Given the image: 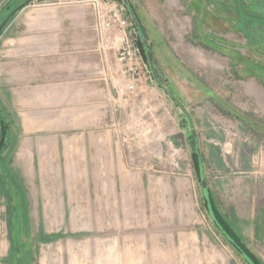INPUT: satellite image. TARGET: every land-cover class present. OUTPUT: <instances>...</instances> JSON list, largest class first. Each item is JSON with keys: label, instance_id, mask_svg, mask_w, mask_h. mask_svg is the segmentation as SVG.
<instances>
[{"label": "rangeland", "instance_id": "obj_1", "mask_svg": "<svg viewBox=\"0 0 264 264\" xmlns=\"http://www.w3.org/2000/svg\"><path fill=\"white\" fill-rule=\"evenodd\" d=\"M48 1L85 5L105 33L107 56L120 64L119 93L103 101L91 133L112 144L96 147L98 163L80 166V180L67 179L59 165L42 175V192L4 190L0 264H248L205 205L183 111L157 85L143 51L137 66L119 60L128 30L102 24L99 12L107 17L111 8L98 7L101 0L26 7ZM128 1L142 28L139 45L144 36L158 73L193 119L210 193L264 262V0ZM18 135L11 131V141ZM73 183L79 196L70 212L60 200Z\"/></svg>", "mask_w": 264, "mask_h": 264}, {"label": "crops", "instance_id": "obj_2", "mask_svg": "<svg viewBox=\"0 0 264 264\" xmlns=\"http://www.w3.org/2000/svg\"><path fill=\"white\" fill-rule=\"evenodd\" d=\"M11 1L0 0V15ZM85 7L49 1L26 7L0 34V108L11 131L20 132L0 155V195L25 185L42 192V175L59 172V165L65 166L67 179L80 180L82 165L98 163L96 147L112 144L91 133L99 130L103 101L119 93L115 72L120 64L107 56L105 33L94 27ZM90 154L93 159H86ZM78 186L64 188L63 210H77Z\"/></svg>", "mask_w": 264, "mask_h": 264}, {"label": "trees", "instance_id": "obj_3", "mask_svg": "<svg viewBox=\"0 0 264 264\" xmlns=\"http://www.w3.org/2000/svg\"><path fill=\"white\" fill-rule=\"evenodd\" d=\"M23 1L24 0H19V2L16 3L14 6L12 4H9L6 10L7 13L3 14L0 17V23L16 6H18ZM15 16L16 14L11 18V20H13ZM11 20L6 25H8L11 22ZM5 27L0 31V34L3 32ZM140 45H141V48H142V51L145 57L147 58L146 47L144 43L140 42ZM159 76L164 81V83H166L165 79L161 76V74H159ZM11 140H12L11 139V123L9 121V116L6 111L0 108V155L3 153L4 150H7L10 147ZM194 157H195L197 169L200 172V166H199L198 156L196 153V148L194 152ZM204 197H205V201H204L205 205L209 209L210 215L212 217V220L216 228L226 237L227 241H229V243L232 246H234L238 250L239 253H241V255L245 258L248 264H264L263 260L256 253H254V251L249 247L247 242L243 240L239 232L236 230L234 224L231 221H229L225 215L221 213V211L219 210L214 200V197L212 196V193H210L209 191V188H208L207 195L204 193ZM16 260H18L17 257H16Z\"/></svg>", "mask_w": 264, "mask_h": 264}, {"label": "built area", "instance_id": "obj_4", "mask_svg": "<svg viewBox=\"0 0 264 264\" xmlns=\"http://www.w3.org/2000/svg\"><path fill=\"white\" fill-rule=\"evenodd\" d=\"M105 6L111 8L110 14L106 17L105 14L102 13V10L99 12V19L104 25H119L121 27V31L128 30V37H126L121 44V48L119 51V60H129L135 61L133 66H137L142 62V50L139 45V36L140 32L138 27L135 25L133 20L130 19V23L128 19L124 18V12L126 11V7L120 4L117 0H101L97 1L96 5L98 7ZM126 33V32H125ZM134 67H132L133 69ZM135 70V69H134ZM134 85H130V88H133Z\"/></svg>", "mask_w": 264, "mask_h": 264}, {"label": "water", "instance_id": "obj_5", "mask_svg": "<svg viewBox=\"0 0 264 264\" xmlns=\"http://www.w3.org/2000/svg\"><path fill=\"white\" fill-rule=\"evenodd\" d=\"M124 4H126V6L128 7L130 14L132 16V19L134 21V23L136 24V26L139 29V32H141L142 28L140 25V22L138 21V17L136 16V14L134 13V11L132 10V7L129 3L128 0H123ZM32 2V0H24L22 3H20L18 6H16L4 19L3 21L0 23V31L5 27V25L11 20V18L17 14L19 12V10H22L24 7L28 6L30 3ZM142 33V32H141ZM142 42L144 43L145 47H146V54H147V58L148 61L150 63L151 69H152V73L154 75V80L156 81L157 85L164 91L166 92L169 97H171L172 99H174V101L176 102V104L180 107V109L183 111V114L185 116V118L187 119V121L189 122V126L191 128V133L192 136L194 138V142H195V148H196V153L198 156V160H199V166H200V176H201V182H202V186L204 189V193L207 195L208 193V186H207V180L205 178L204 175V170H203V161H202V156H201V152L198 149V141H197V136H196V130L194 128V122L193 119L190 115L189 110H187L188 108L186 107L185 103L182 101V99L176 94L174 93L165 83L164 81L161 79V77L159 76V73L156 69L155 66V62L153 60V56L152 53L149 49V46L147 44V40L144 36H142ZM216 221V220H215Z\"/></svg>", "mask_w": 264, "mask_h": 264}]
</instances>
